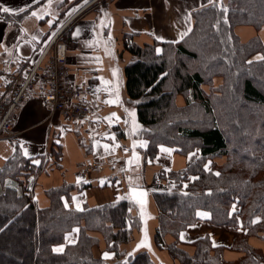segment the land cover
<instances>
[{"label": "trees", "instance_id": "1", "mask_svg": "<svg viewBox=\"0 0 264 264\" xmlns=\"http://www.w3.org/2000/svg\"><path fill=\"white\" fill-rule=\"evenodd\" d=\"M192 18L191 31L178 43L139 46L130 37L123 42L131 57L123 68L124 88L141 126L144 162L160 146L183 157L197 152L188 166L157 176L167 186L151 195L158 210L153 242L175 264H264L263 253L248 243L251 236L264 241V59H258L264 42L259 36L241 41L235 33L240 26L257 32L264 27V0L216 1L193 11ZM177 95L184 105H176ZM61 157L53 144L45 168L58 166ZM40 166L17 150L0 167V264H157L147 252L119 250L140 226L132 214L136 203L127 195L75 210L65 200L77 187L63 182L45 191L48 207L36 208L19 177ZM198 212L234 233L228 249L242 253L240 258L225 260V248L207 236L190 243L192 253L177 244ZM73 228L77 241L55 252ZM90 233L101 236L113 262L93 256L99 239ZM167 235L174 241L167 244Z\"/></svg>", "mask_w": 264, "mask_h": 264}, {"label": "crops", "instance_id": "2", "mask_svg": "<svg viewBox=\"0 0 264 264\" xmlns=\"http://www.w3.org/2000/svg\"><path fill=\"white\" fill-rule=\"evenodd\" d=\"M216 1L225 0L211 3L209 0H39L38 3L36 0H0V8L13 10L0 11V94L12 76H25L55 35L54 42L65 43V59L73 82L91 88L87 96L91 137L82 135L79 125L64 122L35 96L24 99L14 111V134L0 137V167L17 150L22 156L34 159V163L40 162L39 171L28 173L25 179L36 208L48 207L45 191L63 182L77 187L65 200V204L75 210L114 202L125 195L117 177L130 172L139 181L133 186L147 188L151 202L148 206L136 204L139 210L136 213L133 209L132 214L139 217L140 226L119 250L132 255L147 252L157 264H175L165 249L158 250L153 242L158 210L151 195L166 189L167 182L157 177L159 172L183 169L196 158L197 152L183 157L173 149L160 146L156 157L144 162L140 148L145 142L140 141L137 134L134 136L140 128L135 124V104L127 99L124 88L123 68L131 57L124 50L123 42L125 37H130L131 42L139 46L153 41L178 43L193 27V11ZM22 8L25 11H19ZM33 12L37 15L32 16ZM235 33L241 41L259 36L264 42V27L257 32L250 26H240L235 28ZM177 104L184 105V99L179 97ZM135 143L139 152L134 153L131 147ZM53 144L61 148V161L55 168L46 169L47 154ZM121 162H124L123 167H119ZM92 163L98 168H91ZM197 217L195 223L179 233L177 244L180 247L192 253L190 243L207 236L213 245L225 248V260L234 261L242 256L228 249L234 241V233L211 224L205 212H198ZM90 235L99 239L92 249L93 256L113 262L101 236ZM77 237L78 228H73L65 235L64 243L53 249L63 251L64 246L75 243ZM173 241L171 236L165 237L167 244ZM248 243L264 255V241L251 236Z\"/></svg>", "mask_w": 264, "mask_h": 264}, {"label": "built area", "instance_id": "3", "mask_svg": "<svg viewBox=\"0 0 264 264\" xmlns=\"http://www.w3.org/2000/svg\"><path fill=\"white\" fill-rule=\"evenodd\" d=\"M56 37L23 78L12 76L5 85L0 95V135L11 136L13 112L30 96L40 98L42 104L52 111L57 110L66 123L80 124L84 135L92 134L87 98L90 87L73 82L65 60L64 43H57L48 53ZM123 166L124 162L119 163V167ZM90 167L97 169L98 166L93 163Z\"/></svg>", "mask_w": 264, "mask_h": 264}, {"label": "rangeland", "instance_id": "4", "mask_svg": "<svg viewBox=\"0 0 264 264\" xmlns=\"http://www.w3.org/2000/svg\"><path fill=\"white\" fill-rule=\"evenodd\" d=\"M62 4V3H61ZM65 27V25L59 30V33L61 32V30H63V28ZM59 40H57L56 42H53V43H51L52 45V47H51V50H53V48L57 45V43H59L58 42ZM65 44V43H64ZM123 53V52H122ZM126 53V52H125ZM66 60V59H65ZM39 61V60H38ZM34 67V66H33ZM32 67V68H33ZM31 68V69H32ZM30 69V70H31ZM29 70V71H30ZM29 71H27V72H29ZM26 72V73H27ZM26 73H25V75H26ZM216 81V80H215ZM7 84V83H6ZM5 84V85H6ZM5 87V86H4ZM209 88V86H208V84H205V85H203L202 86V89L203 90H207ZM3 91H4V89H3ZM2 94V93H1ZM0 94V95H1ZM179 97H182L181 95H177L176 96V100H175V103H176V105L177 106H179L178 104H177V99L179 98ZM41 100V99H40ZM42 102V101H41ZM44 106V105H43ZM49 109V108H48ZM16 110V109H15ZM50 111H52L51 109H49ZM53 112H56L58 115H59V112L57 111V110H55V111H53ZM14 113V112H13ZM136 118V117H135ZM244 117H242V119H243ZM135 124H137V126L138 127H140L139 128V131H137V132H135L134 133V136L136 137V134H137V137H138V135H139V132H140V130H141V126L138 124V122L137 121H135ZM79 129V128H78ZM79 131L81 132V130L79 129ZM141 132H142V130H141ZM14 133H13V131H12V128H11V134L10 135H13ZM81 134L82 135H84L82 132H81ZM124 134V133H123ZM93 135V134H92ZM4 137L5 135L4 134H2V135H0V137ZM84 136H86V135H84ZM87 137V136H86ZM139 138V137H138ZM136 146V143L134 144V145H132V147H131V149H132V151L135 153V152H139L138 150H137V148L135 147ZM195 152V151H194ZM93 164V163H92ZM90 166H91V164H90ZM92 168V167H91ZM98 168V167H97ZM94 169V168H93ZM27 171H22L21 173H20V179L21 180H24V179H26V176H28V173H26ZM126 174H127V177H125V175L122 173V176L120 177H117V179H118V184H120L121 186H123V188H124V191H125V195H127V187L128 186H133V185H135V184H139V181L136 179V178H133V175L130 173V172H125ZM141 187V186H140ZM143 188H145V187H143ZM146 190H147V188H145ZM150 202H151V197H150V194H148V190H147V202H146V204L144 205V206H148L149 204H150ZM145 208V207H144ZM135 210H136V213L138 212V210H139V206L138 205H135ZM127 254H129V253H126L125 255H127Z\"/></svg>", "mask_w": 264, "mask_h": 264}, {"label": "water", "instance_id": "5", "mask_svg": "<svg viewBox=\"0 0 264 264\" xmlns=\"http://www.w3.org/2000/svg\"><path fill=\"white\" fill-rule=\"evenodd\" d=\"M128 197L140 206L147 202V190L142 187L130 186L127 188Z\"/></svg>", "mask_w": 264, "mask_h": 264}, {"label": "snow or ice", "instance_id": "6", "mask_svg": "<svg viewBox=\"0 0 264 264\" xmlns=\"http://www.w3.org/2000/svg\"><path fill=\"white\" fill-rule=\"evenodd\" d=\"M36 2L38 3L39 0H36ZM85 2H87V0H85ZM209 2L211 3L212 0H209ZM74 10H75V9H74ZM0 11H3L4 13H9V12H12L13 10L10 9V8H8V7H2V8H0ZM19 11L23 12V11H25V9L22 8V9H20ZM36 15H37L36 12H33V13H32V16H36ZM258 59H264V57H259ZM165 151H167V150L165 149ZM217 175H218V173H217ZM54 251L59 252V251H62V249H61V248H56V249H54Z\"/></svg>", "mask_w": 264, "mask_h": 264}]
</instances>
